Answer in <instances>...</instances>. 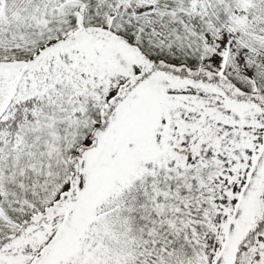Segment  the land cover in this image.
Masks as SVG:
<instances>
[{"label":"snow or ice","instance_id":"1","mask_svg":"<svg viewBox=\"0 0 264 264\" xmlns=\"http://www.w3.org/2000/svg\"><path fill=\"white\" fill-rule=\"evenodd\" d=\"M0 264H264V0H0Z\"/></svg>","mask_w":264,"mask_h":264}]
</instances>
